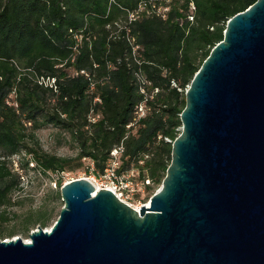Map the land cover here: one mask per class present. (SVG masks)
<instances>
[{
	"label": "trees",
	"instance_id": "16d2710c",
	"mask_svg": "<svg viewBox=\"0 0 264 264\" xmlns=\"http://www.w3.org/2000/svg\"><path fill=\"white\" fill-rule=\"evenodd\" d=\"M152 1L163 2L0 0V231L28 172L58 176L92 161L100 176L122 146L119 175L149 179L150 197L162 184L188 86L228 21L257 0H171L166 19L130 20ZM145 99L149 111L138 120ZM46 128L76 157L46 152L38 138ZM50 216L30 215L27 230Z\"/></svg>",
	"mask_w": 264,
	"mask_h": 264
},
{
	"label": "water",
	"instance_id": "95a60500",
	"mask_svg": "<svg viewBox=\"0 0 264 264\" xmlns=\"http://www.w3.org/2000/svg\"><path fill=\"white\" fill-rule=\"evenodd\" d=\"M161 188L139 210L87 179L0 264H264V0L227 23L185 93Z\"/></svg>",
	"mask_w": 264,
	"mask_h": 264
},
{
	"label": "rangeland",
	"instance_id": "374dc122",
	"mask_svg": "<svg viewBox=\"0 0 264 264\" xmlns=\"http://www.w3.org/2000/svg\"><path fill=\"white\" fill-rule=\"evenodd\" d=\"M56 132L57 130L54 128H46L38 132V138L42 148L46 152L60 157H76L77 150L69 145L61 143ZM91 169L92 166L90 162L87 161L81 168H76L74 171L67 170L58 176L53 174L36 176L33 172H28V174L25 175L26 177L24 176V180H21L20 188L14 189L12 192V206L7 209L10 222L6 223L0 231V241L17 238L29 240L30 234L37 230L38 227L42 226H45L43 227L44 229L50 230L64 207V202L61 197V188L64 184L73 180L86 178L88 180L96 179L98 182L96 185L100 187L99 183H101L102 180L99 175L91 172ZM56 182H61L62 187L60 188L59 185H56ZM136 182H139V180ZM161 186L162 184L154 185V194ZM147 191L148 190H146L145 193H136L130 196L128 201L134 206H137L135 208L149 203L151 197ZM45 211L51 213L50 218L37 222L27 230L25 224L29 216Z\"/></svg>",
	"mask_w": 264,
	"mask_h": 264
},
{
	"label": "built area",
	"instance_id": "2783aa9c",
	"mask_svg": "<svg viewBox=\"0 0 264 264\" xmlns=\"http://www.w3.org/2000/svg\"><path fill=\"white\" fill-rule=\"evenodd\" d=\"M170 2L171 0H163V2H160V3L156 1H152L150 5L142 4L140 5L137 11L130 14V20L131 21L136 20L143 13H145L147 16L156 15V16L161 17L162 19H166L167 13L170 9V6H169ZM194 11H195V6L193 3H191L190 4V15H189L190 21L194 20V16H193ZM144 84L145 82L143 81L142 85ZM141 92L145 93L143 87H141ZM146 102L147 100L145 99L136 107L135 109L136 119L139 120L140 118L145 117L146 114L148 113L149 108ZM122 152H123V147L120 146L119 148L114 149L113 152L111 153L114 160L109 165H107V168L105 169L104 173L100 175V179L102 181L101 183H99L100 185L99 189L111 190L121 201L135 208L137 206H134L128 201L129 197L133 196L136 193H145L147 190V186H151L152 183L149 179H147L144 182L139 181L141 183L136 182L137 181L136 175L133 172L127 175L118 174L117 168L119 167V156ZM90 164L92 166L91 172H93L95 170L94 163L90 161ZM14 167L17 172H21L17 161H14ZM24 178L25 177L23 176L22 180H24ZM89 181L91 182L94 181L95 183H98L96 179H92ZM68 183H71V182H68ZM144 205H147V204H144Z\"/></svg>",
	"mask_w": 264,
	"mask_h": 264
},
{
	"label": "bare ground",
	"instance_id": "6f19581e",
	"mask_svg": "<svg viewBox=\"0 0 264 264\" xmlns=\"http://www.w3.org/2000/svg\"><path fill=\"white\" fill-rule=\"evenodd\" d=\"M84 179H86V178H84ZM88 180V179H87ZM93 182V184H94V186L96 187V189H99L100 187L98 186V185H96V183L94 182V181H92ZM149 205V203H147V206ZM135 209H137V210H139V208H135ZM27 243H29L30 241L29 240H25Z\"/></svg>",
	"mask_w": 264,
	"mask_h": 264
}]
</instances>
